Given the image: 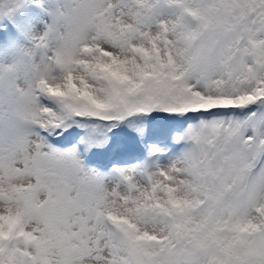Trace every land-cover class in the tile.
Masks as SVG:
<instances>
[{
    "label": "snow or ice",
    "instance_id": "1",
    "mask_svg": "<svg viewBox=\"0 0 264 264\" xmlns=\"http://www.w3.org/2000/svg\"><path fill=\"white\" fill-rule=\"evenodd\" d=\"M0 264H264V0H0Z\"/></svg>",
    "mask_w": 264,
    "mask_h": 264
}]
</instances>
